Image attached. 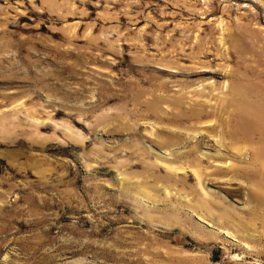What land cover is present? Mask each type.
<instances>
[{
    "label": "rangeland",
    "instance_id": "374dc122",
    "mask_svg": "<svg viewBox=\"0 0 264 264\" xmlns=\"http://www.w3.org/2000/svg\"><path fill=\"white\" fill-rule=\"evenodd\" d=\"M238 83L264 87V0H0V264H264Z\"/></svg>",
    "mask_w": 264,
    "mask_h": 264
},
{
    "label": "bare ground",
    "instance_id": "6f19581e",
    "mask_svg": "<svg viewBox=\"0 0 264 264\" xmlns=\"http://www.w3.org/2000/svg\"><path fill=\"white\" fill-rule=\"evenodd\" d=\"M247 49V48H246ZM245 49V50H246ZM247 53V51H246ZM250 53V52H249ZM248 54V53H247ZM258 54V53H256ZM196 74L188 75L187 77H193ZM256 78V77H255ZM189 83V82H187ZM191 84H194L195 82H190ZM161 90V89H159ZM256 90L259 91V99L253 103L244 102L242 98H249L251 96H254L256 93ZM199 95H203L204 91L194 90ZM237 96L230 99L227 106L224 104V108L221 109L219 118H222V131L223 133L228 131L226 129V126L228 124H234L233 129H231L229 132L233 134H238L241 129L249 135H259L263 142H264V87H261L254 83L250 88L243 89L242 84L238 83L234 87L233 91ZM156 98V97H155ZM162 102L167 101L166 99H161ZM157 103H159L158 100H156ZM170 103L172 112L174 113L172 115L171 121L181 124L183 122H189V121H203L205 119H209L211 116L216 115V113H211L209 111H206V108L208 106V103L210 100H201L200 102L196 103L194 106L186 107L184 102L182 100H175V101H167ZM155 107V110H154ZM231 108V110H230ZM158 107L154 105H148L146 107V114L145 116H152L153 113L158 114L159 109ZM157 110V111H156ZM223 113H230L229 118H224ZM164 118V117H162ZM166 119V118H164ZM203 127L211 128L213 127V122H210V125L205 124ZM264 158V150L257 153V156H253L252 158ZM244 174H247L245 172Z\"/></svg>",
    "mask_w": 264,
    "mask_h": 264
}]
</instances>
